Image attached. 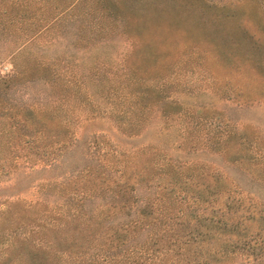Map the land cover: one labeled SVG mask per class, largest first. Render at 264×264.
Masks as SVG:
<instances>
[{
	"label": "trees",
	"instance_id": "obj_1",
	"mask_svg": "<svg viewBox=\"0 0 264 264\" xmlns=\"http://www.w3.org/2000/svg\"><path fill=\"white\" fill-rule=\"evenodd\" d=\"M204 8L201 0H0V44L14 45L0 50V178L46 172L29 198L0 200V264H264V140L237 132L233 106L183 104L172 95L191 89L165 85L199 68L227 85L220 69L233 45L213 40L215 18H200ZM168 10L178 17L167 21ZM74 24L77 44L120 34L133 53L141 48L123 60L131 66L123 86L96 92L106 105L89 106L88 116L125 138L155 119L159 141L123 145L98 132L77 150L67 117L71 98L87 94L67 88L63 57L32 49ZM243 35L258 46L254 32ZM234 98L226 90L223 99Z\"/></svg>",
	"mask_w": 264,
	"mask_h": 264
},
{
	"label": "rangeland",
	"instance_id": "obj_2",
	"mask_svg": "<svg viewBox=\"0 0 264 264\" xmlns=\"http://www.w3.org/2000/svg\"><path fill=\"white\" fill-rule=\"evenodd\" d=\"M180 1V0H175ZM209 4L210 13L207 17L205 8L204 15L200 18H209L215 20V23H208L210 36L217 41L225 40L232 44V56L230 61L221 73L228 78V83L223 86V81L212 80L207 72L201 68L194 72L182 70L174 75L173 82L169 85L178 83V87L191 89V93H176L175 98L183 104L193 103L206 106H221L226 104L233 106V112L237 124V132L246 135L249 138L264 140V5L261 8L253 7L245 0H201V3ZM200 7L194 8L198 12ZM173 10H168L165 14L167 21H173L178 16L173 15ZM232 13V17H215L214 13ZM243 28L248 32H254L257 37L258 46L250 47L247 39L243 35ZM76 26L69 25L66 29V35L55 43L41 47L33 46L34 53L43 58H55L61 56L65 60L64 70L71 74L67 88L70 91H80L87 94V99L71 98V106L75 112L68 115L74 135L77 139V150L83 148L84 140L88 139L92 133L104 132L113 141H118L123 145H140L148 142L159 141L161 139L157 134V124L159 121L152 122V125L141 135L137 137L125 138L120 136L113 129L112 122L105 118L94 116L89 117L87 109L89 106H99L102 108L106 104L96 97L95 93L100 90H112L123 86L122 76L130 73L131 66L124 63V59H134L138 52L131 48L130 41L124 35L116 34L104 41L97 43L77 44L75 43ZM202 27L197 30V38L201 36ZM196 31V30H195ZM14 45L11 43L0 44L1 51H9ZM0 51V52H1ZM131 61V60H130ZM133 62V61H132ZM130 67V69H129ZM34 92L39 86H34ZM234 93L232 101L224 100V93ZM40 90H38L39 92ZM238 92V93H237ZM190 95V97L188 96ZM192 95V96H191ZM86 97V95H85ZM86 100V101H85ZM81 108V109H80ZM87 116V119H85ZM156 122L155 124H153ZM158 137V138H157ZM170 138L167 137L166 140ZM163 139V137H162ZM78 153L75 151L74 154ZM243 156V149H241ZM243 167V166H242ZM232 174V172H231ZM46 175L44 171H33L29 178L22 175H13L10 180L4 177L0 178V200L4 197L13 199L15 196L29 198L33 191L28 186ZM243 185V180L240 182ZM12 195V196H11ZM11 196V197H10ZM243 263V259H237L231 264ZM229 264V263H228Z\"/></svg>",
	"mask_w": 264,
	"mask_h": 264
}]
</instances>
